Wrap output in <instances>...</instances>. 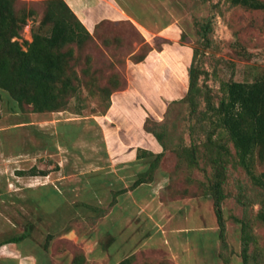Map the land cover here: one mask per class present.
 <instances>
[{
	"label": "rangeland",
	"instance_id": "obj_1",
	"mask_svg": "<svg viewBox=\"0 0 264 264\" xmlns=\"http://www.w3.org/2000/svg\"><path fill=\"white\" fill-rule=\"evenodd\" d=\"M49 1L16 0V10L29 14L21 30V43L31 41L34 31L51 32L52 24L42 23ZM163 7L167 15L170 9L177 17L173 22H177L181 41L195 49L192 65L200 71V92H196L193 100H165L169 94L166 70H157L155 61L138 66L143 80L150 79L148 94H152L153 88L162 95L149 105L164 110L160 122L149 118L148 123L159 132L164 131L165 142L162 163L152 185L156 190L155 202H150L170 207L173 215H169V221L165 219L170 226L197 228L194 232H180L183 237H216L220 227L214 202L211 196L203 194L199 184L206 178L204 169L211 170L204 143L212 124L204 119L205 99L218 104L224 96V82H250L264 73V10L233 5L231 0H172ZM93 37L82 45H69L74 49L71 64L81 79V90L78 96L70 98L66 109L32 112L26 108L21 111L7 92L0 91V240L29 231L25 252L34 257L43 256L44 264H68L75 247L84 251L89 246L101 247L100 238L106 225L101 226L98 211L85 204L107 206L115 198L114 190L133 183L117 179L115 168L120 167L119 157H133L136 151L118 148L116 144L121 139L127 141L125 144L131 140L137 143L139 139L131 137L137 133L134 129L128 128L130 132L125 133L111 129L104 116L109 105L105 88L113 90L125 86L129 63L143 58L151 47L161 48L167 41L156 37L147 43L131 24L104 25L102 34ZM166 54L167 58L189 56L182 45L175 43ZM137 77L141 80V76ZM136 83L140 96H149L141 84ZM135 102L130 97L124 107L131 109ZM120 107L115 108L116 116L124 120L127 117L121 115ZM190 147L197 149L198 168L189 165L191 156L184 149ZM142 154L143 150L137 151V157ZM148 159L153 156L138 165L139 172L147 169ZM34 168L38 174H29ZM255 168L257 174L264 171V165L259 163ZM228 169L227 198L222 203V214L226 238L233 250V259H230L233 264H243L241 224L237 218L246 213L254 217L261 204L254 202L258 191L244 169L235 167L233 162ZM44 171L48 174L42 175ZM146 188L149 193L152 191L151 186L141 189L146 191ZM185 191L189 196L194 195L182 198L187 195ZM241 192L247 194L245 204L238 200ZM171 193L177 197L173 198ZM120 197L117 195L116 200ZM195 207L196 211L192 212ZM203 227L207 230H198ZM254 231L263 247L264 224L255 220Z\"/></svg>",
	"mask_w": 264,
	"mask_h": 264
},
{
	"label": "trees",
	"instance_id": "obj_2",
	"mask_svg": "<svg viewBox=\"0 0 264 264\" xmlns=\"http://www.w3.org/2000/svg\"><path fill=\"white\" fill-rule=\"evenodd\" d=\"M15 2L16 0H0V91L7 92L21 111L26 108L32 112L62 111L67 108L70 98L78 96L81 90V79L71 64L74 49L69 45L74 43L82 45L85 40L94 37L64 0H50L42 23H51V32L43 34L34 31L31 41L21 43L19 40L21 30L26 25L29 14L18 12ZM231 3L249 9L264 10V0H231ZM199 75V69L192 65L188 91L181 100L195 99L196 92H200ZM125 86L121 88L117 86L113 90L105 88L108 93V108L112 94ZM222 91L224 96L218 104L210 98L205 99L207 108L204 119H209L212 124L204 143L207 149L205 154L207 164L211 170L204 169L206 178L199 181V184L204 190L203 194L213 199L220 227V256L226 264H231L232 251L226 238L227 228L222 214V203L227 198L225 184L230 163L233 162L235 167L244 169L258 191L254 202H259L261 209L254 217L246 213L242 218H237L241 224L242 261L243 264H264V246L259 245L258 235L254 231L255 220L264 224V171L257 174L255 168L257 163L264 165V73L250 82L237 80L224 82ZM147 128L164 148V131L159 132L155 126ZM184 150L191 156L189 165L198 168L200 161L196 147ZM153 154L151 151H145V155ZM154 155V159L150 160L146 170L140 172L132 188L154 181L164 151ZM29 174L37 175L36 168L31 169ZM41 174L48 173L44 171ZM185 194L187 195L182 198L194 195L189 196L188 192ZM114 195L111 205L116 202L117 195ZM240 195L238 200L245 204L247 194L241 192ZM171 196L177 197L172 193ZM85 205L97 210L98 218L111 208H99L88 203ZM29 236L30 232L25 230L0 241V246L8 242H20ZM74 249L71 264H85L87 262L85 251L80 247ZM136 258L137 255H132L119 264H171L169 260L138 262Z\"/></svg>",
	"mask_w": 264,
	"mask_h": 264
},
{
	"label": "crops",
	"instance_id": "obj_3",
	"mask_svg": "<svg viewBox=\"0 0 264 264\" xmlns=\"http://www.w3.org/2000/svg\"><path fill=\"white\" fill-rule=\"evenodd\" d=\"M64 1L92 36L102 34L103 26L107 24H131L147 43L156 37H164L167 40L161 48L151 47L141 61L129 63L126 86L112 94L111 104L104 114L111 129L119 132L123 131L124 133L134 129L135 133H139V135L136 133L137 135L131 136L136 140L139 137L137 143L131 140L129 144H125L124 142L127 141L121 139L119 142L117 141L119 144H116L118 148H130L133 153L136 151V155L133 157L121 159L123 155L119 159L117 158L120 165L119 172L115 168L118 175L117 179L130 180L134 183L140 174L138 165L142 164L145 158L153 156L154 159V154L163 151L161 143L153 132L147 128L149 118L155 122H160L162 119L163 107L158 110L149 105L150 101L160 100L162 95H158L153 88L152 94H148L150 79L143 80V73L137 71L138 66L145 65L149 61L157 62V70H162V68L166 70L169 94L164 97L165 100L170 102L179 100L184 98L188 91L190 69L193 64L195 49L179 38L180 33L176 27L177 22H173V19L177 20V17L172 15L170 9H168V15L165 13V7L163 6L171 4L172 0ZM172 43L182 45L188 51L189 56L185 59L178 55L167 58L166 53ZM137 76H141V80ZM136 81L141 84L140 87L149 96L146 98L140 96ZM130 97L136 101L135 106L131 109L124 107V102L128 101ZM138 100H141L142 103H139ZM119 105L121 106L118 108L122 113L121 115L127 117L123 118L124 120H119L116 116L117 109L115 108ZM163 106L165 105L163 104ZM139 150H143L144 153L141 157H137V151ZM146 150L154 154L147 156L145 155ZM130 164L133 167H127ZM158 171L159 168L156 171L154 180ZM153 182L143 183L135 188H132L133 183L130 186L123 185L113 191L112 194L121 196L119 199L117 198L113 205H111V200L107 206H97L105 209L111 208L99 218L98 223L101 226L106 225V228L104 227L106 230L100 238L101 247H88L85 251L87 258L85 264H119L132 255H137L136 260L138 262L169 260L171 264H226L220 256L221 241L219 233L216 237L193 239L183 237L180 232H194L197 229L196 227L193 226V228L187 225L182 227L170 226L168 217L173 215L169 212L170 207H159L151 204V202H155L154 195H156V190L152 186ZM144 186H151L152 191L149 193L148 188H146V191L145 189L142 190L141 188ZM195 211L196 207L192 209V212ZM200 229L207 230V227L198 230ZM213 229L215 228L213 227ZM29 238L30 236L17 243L8 242L0 246V264H40V261L44 264V260H41L43 256L34 257L25 252L27 250L25 246ZM72 240L77 242V240ZM35 243L38 245L37 241ZM230 250L233 252L232 248ZM72 257H68V264H71ZM231 259H233L232 255ZM231 264H233L232 261Z\"/></svg>",
	"mask_w": 264,
	"mask_h": 264
}]
</instances>
